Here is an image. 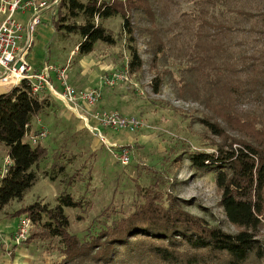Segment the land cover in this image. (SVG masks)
Segmentation results:
<instances>
[{"label": "trees", "instance_id": "obj_1", "mask_svg": "<svg viewBox=\"0 0 264 264\" xmlns=\"http://www.w3.org/2000/svg\"><path fill=\"white\" fill-rule=\"evenodd\" d=\"M190 1L196 8V41L202 54L195 56V65L186 68L187 77L172 85L176 96L193 97L206 110L208 115L199 123L223 140L211 153L190 152L188 162L193 170L211 173L219 194L216 204L234 233L185 212L171 195L148 187L138 190L141 201L130 213L102 223L97 232L84 238L69 232L64 209L83 213L90 208L87 200L61 193L51 207L38 202L21 207L8 217L26 216L36 225L24 244L56 239L62 257L58 264H264V243L258 238L264 221V0H252L253 12L232 9L235 17L247 21V31L260 45L249 54L236 56L214 44L213 34L206 32L210 17L216 33L226 29L207 12L222 2ZM131 11L140 12L149 22L143 30L149 36L154 67L168 56L148 0H59L51 24L58 33L78 34L75 51L84 56L97 42L114 43L102 22L120 17L122 32L131 42L127 71L133 73L142 61L131 37ZM159 85V78H154V93ZM38 96L30 95L25 82L0 94V145L8 148L10 160L0 180V209L22 199L36 180L35 168L46 157L45 147L28 139L38 132L34 120L45 116L52 106L50 96ZM241 100L253 103L255 109L237 110ZM227 131L236 136L229 137ZM57 162L50 168L61 173L63 167ZM103 213L109 219L106 209Z\"/></svg>", "mask_w": 264, "mask_h": 264}, {"label": "rangeland", "instance_id": "obj_2", "mask_svg": "<svg viewBox=\"0 0 264 264\" xmlns=\"http://www.w3.org/2000/svg\"><path fill=\"white\" fill-rule=\"evenodd\" d=\"M148 1L168 58L152 66L149 36L143 30L149 27V22L140 12L131 11L128 16L134 30L131 37L142 61L141 68L133 73L127 71L131 42L122 32L120 17H111L102 22L114 43L107 45L97 42L92 52L83 57L75 51V45L80 41L78 34L58 33L52 27L50 17L56 12L58 3L51 11L42 13L29 49V54L33 53L32 60L58 68L65 67V80L69 85L67 74L71 73L72 79L76 78V64L83 57L85 76L91 81L74 90L99 89L100 98L91 108L92 113H117L123 117L137 118L146 127L133 132H112L98 126L100 134L108 141L131 146L130 162L121 166L80 120L50 97V110L45 116L36 118L33 125L45 131L38 143L45 147L46 157L35 168L36 180L23 193L20 201H10L0 209V235L5 239L4 242L0 241V264L60 262L62 257L57 250L56 239L34 241L28 245L23 242L11 244L9 238L16 231L18 219L22 216L11 219L8 215L35 202L51 207L61 193L90 202V208L83 213L64 209L69 220V232L79 238L97 232L102 223L130 213L134 205L141 201L138 190L148 187L171 195L185 212L225 232L234 233L216 204L219 194L211 173L193 170L188 162L190 152L211 153L216 146H221L223 140L210 134L199 123V119L208 115L206 110L193 97L176 96L172 85L174 80L187 77L186 68L195 65V56L202 54L196 41V8L190 0ZM220 2L207 10L208 15L226 28L220 34L216 33L212 28L213 19L208 18L211 25L206 32L213 34V43L222 46L232 56L249 54L258 49L259 43L247 31V21L235 17L232 11L235 7H242L247 12H253V1ZM69 51L72 52L70 55ZM115 71L125 79L116 81L112 86L103 85V78ZM156 77L160 85L154 93L152 88ZM236 109L253 111L255 107L253 103L241 100ZM88 119V124L95 126L90 117ZM227 135L236 136L230 131H227ZM7 154L8 148L0 145V165ZM57 155L60 156L56 158ZM56 161L63 167L61 173L50 168L51 163ZM105 209L109 219L104 217ZM262 223L258 238L264 243V221ZM35 227L32 224L28 234Z\"/></svg>", "mask_w": 264, "mask_h": 264}, {"label": "built area", "instance_id": "obj_3", "mask_svg": "<svg viewBox=\"0 0 264 264\" xmlns=\"http://www.w3.org/2000/svg\"><path fill=\"white\" fill-rule=\"evenodd\" d=\"M57 3L58 0H0V88L9 91L25 82L29 86L31 96L43 94L52 97L83 123L99 143L106 147L114 161L125 166L131 159V146L108 141L100 134L98 126L112 132H133L145 128L146 125L140 119L123 117L117 113H92L91 108L100 98L99 89L75 91L65 80V67L57 68L43 63L38 69H33L26 61L33 34L40 24L42 13L46 10L51 11ZM52 74L58 82L60 91L51 82ZM124 79L122 74L115 71L103 78L102 84L112 86L116 81ZM88 117L95 126L88 124ZM37 127V134L28 137L31 144H35L45 135V131ZM9 165L10 160L5 156L0 165V180L6 174ZM31 227L28 217H20L16 231L10 238L8 236L11 244L17 245L23 242ZM0 241H5L2 235H0Z\"/></svg>", "mask_w": 264, "mask_h": 264}, {"label": "crops", "instance_id": "obj_4", "mask_svg": "<svg viewBox=\"0 0 264 264\" xmlns=\"http://www.w3.org/2000/svg\"><path fill=\"white\" fill-rule=\"evenodd\" d=\"M45 12V11H44ZM43 12V13H44ZM51 13V12H50ZM51 18V17H50ZM40 25V24H39ZM38 25V26H39ZM37 29V28H36ZM71 54V52L69 51V55ZM33 55V53H30L28 52L27 56H26V60L27 62L29 63V65L33 68V69H38L41 65V62H36L34 60H32L31 56ZM84 57V56H83ZM83 57L79 58L78 61H77V64H76V69H75V74L78 76H76L75 79H72L71 77V73H68L67 76H68V80H69V85L72 86L73 89H80L82 88V86H85L87 85V83L89 81H91V79L87 76H85V70L83 68ZM29 60V61H28ZM43 62V61H42ZM58 68V67H57ZM66 71V70H65ZM51 79H52V82H53V85L58 89L59 88V85H58V82L55 80L54 78V75L52 74L51 75ZM7 92L5 89L3 88H0V94L2 93H5ZM59 103V102H58ZM91 122V121H90Z\"/></svg>", "mask_w": 264, "mask_h": 264}]
</instances>
